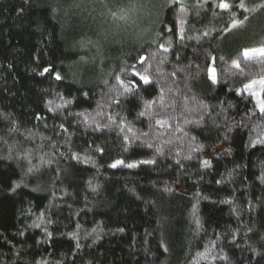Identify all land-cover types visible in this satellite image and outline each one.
<instances>
[{"label":"trees","instance_id":"obj_1","mask_svg":"<svg viewBox=\"0 0 264 264\" xmlns=\"http://www.w3.org/2000/svg\"><path fill=\"white\" fill-rule=\"evenodd\" d=\"M71 1L0 0V113L8 117L0 119V264H189L193 259L198 264H264V184L257 179L264 165V146L248 147L255 136L249 129L260 121L258 116L245 114L247 101H241L226 85L209 88L200 81L193 87V82L186 86L178 79L173 85L180 90L175 96L176 111L167 109L164 114L175 115L173 127H182L187 135L176 132L171 137L166 132L151 141L163 148L159 155L142 141H134L124 151L115 125L95 131V125L83 124L78 115L99 111L97 104L107 99L103 81L114 83L110 71L131 72L138 51L147 55L155 50L150 41L161 28L172 27L178 5L170 8L163 0L154 17L156 27L143 39L111 42L99 55L88 57L82 39L91 33V27L82 25L84 16L71 7ZM194 2L186 0L185 14L194 26L189 34L211 30L215 36V28L223 26L228 14L222 19L214 17L213 11L219 9L207 5L195 9ZM246 2L251 5L250 0ZM197 11L200 16H196ZM241 12L236 9L242 19ZM256 24L264 25V19H257ZM237 34H225L222 41L213 43H220L223 52L252 46L248 36L234 38ZM261 34L254 45L264 40V32ZM165 38L172 39L171 33H165ZM183 44L186 47H177L188 63L196 55L195 41ZM168 55L175 59L174 50ZM195 62H202V57ZM48 66L63 78L57 81L54 74L40 75ZM258 72L257 68L251 75ZM57 94L71 103L48 111V100L60 102ZM155 95V88L145 93L149 99ZM185 96L202 99L201 111L184 112ZM229 102L232 108L226 107ZM192 103L190 99L189 107ZM138 110L139 100L129 96L103 112L105 117L119 113L137 130L155 135L148 122L137 117ZM201 114L205 119L199 125L183 122L185 116L197 119ZM13 120L16 129L10 132ZM26 136L31 139L26 140ZM192 136L203 147L193 152L191 159H184ZM169 138L175 139L174 148L165 142ZM222 143L230 151L213 155L212 166L202 167L201 162ZM97 146L106 149L103 155L93 153ZM181 148V155L175 156L174 151ZM25 151L38 171L27 172V160L16 159ZM73 152L82 158L92 155L94 163L71 160ZM117 158L138 166L108 167ZM153 158L157 161L154 165L139 163ZM48 160L52 163H46ZM217 180L222 183L217 184ZM89 181L99 185L95 192ZM165 187L172 191L165 192ZM195 217L202 225L198 233ZM35 223L41 227H32ZM161 241L167 252L159 247ZM253 248L261 254L253 255ZM206 249L210 250L207 259L195 257L197 250Z\"/></svg>","mask_w":264,"mask_h":264},{"label":"snow or ice","instance_id":"obj_2","mask_svg":"<svg viewBox=\"0 0 264 264\" xmlns=\"http://www.w3.org/2000/svg\"><path fill=\"white\" fill-rule=\"evenodd\" d=\"M103 3V0H102ZM172 5H178L177 14L171 21L172 27L168 28L165 26L157 31L152 40L151 45H155L156 48L153 51L147 53V55L140 54L138 51L137 56L134 58L136 63L133 64L132 71H124L116 74L109 72V75H113L114 83H110L108 80H104L103 83L107 86L108 91L103 95L107 99L103 103L97 104V109L94 114H78L82 116V123L88 126L95 125L94 130L99 131L104 128H110L113 125L118 129L121 134L122 147L124 151H128V146L134 141H142L143 146L148 149L155 148L156 154H162L163 148L159 144H154L153 140H159L166 132L171 133V137H175L176 132H184L182 127L178 125L174 128L171 121L176 120L175 115L164 114L165 110L171 109L173 112L176 111L177 104L175 96L180 91L178 88H174L178 79H183L186 82H193L192 86L195 87L200 81H203L208 85L209 88L228 86V88L235 93L241 101H247L245 104V114L249 117H257L260 122L253 123L249 129L250 133H255V136L249 140L248 147L255 148L257 145L264 146V40L256 46H244L237 48L235 52H223L221 50L220 43H213V41H222L225 38V34H230L233 30L244 27L250 19V14H256L260 11H264V0H260L259 3L246 2V0H238V3H229L228 0H195L192 7L195 9L202 10L205 5L209 9H219V11H213L214 17H220L221 19L225 14H228V19L223 21V26L215 28L216 35L213 36L211 30H197L199 34L190 35V27L192 21L185 14L187 8L186 0H165V6L171 8ZM79 6V5H77ZM105 8H108V16L111 17L113 22L126 21L128 19V13L134 11L137 7L135 3H130L127 7L117 5L115 8H109L107 3L104 4ZM236 9H241L240 15L242 19L237 16ZM55 11V9H53ZM196 16H200V11H197ZM206 14V13H205ZM203 17H201V20ZM215 27V26H213ZM207 29V25H204ZM170 32L172 39L165 38V33ZM114 35V34H113ZM211 39H208L210 38ZM107 40L108 36H104ZM185 40H194L195 45L193 46L196 55L188 63H184V57L181 55L180 48L177 45L186 47L183 44ZM207 41V47L205 42ZM84 44L99 46V42H93L91 39L82 41ZM175 51V59L170 60V51ZM202 62H195L200 60ZM83 59V58H82ZM139 65V67H137ZM170 66L171 70H168ZM259 69L256 75H251L255 69ZM45 73L54 74V79L59 81L63 77L60 72L56 71L53 66L43 67L40 75ZM169 79L171 82H169ZM149 88H155L156 95L151 99L145 96ZM191 90V89H189ZM58 100L50 99L46 103L48 111H56L63 108L66 104L71 103L69 100H65L64 96L57 94ZM135 97L140 102V110L137 112L138 118H144L148 122V127L155 134L150 137L149 132L139 131L135 128L134 123L128 121L126 117L121 116L119 113L116 116L107 115L103 109L110 106H119L122 103V98ZM192 100V106L189 107L188 101ZM220 104H224V101H220ZM248 105H251L249 107ZM204 106V101L199 97H184L183 111L192 113L200 112L201 107ZM227 108H232L233 105L229 102L226 105ZM159 109V110H157ZM225 111V108H221V112ZM97 117L101 119L98 120ZM8 117L4 113H0V119H7ZM39 119V116H37ZM205 119L203 114L199 115L197 119H189L187 116L183 118L185 124H197ZM106 120V122H101ZM143 122V121H141ZM244 127H249L248 124H243ZM61 129H64V125H60ZM16 129V122L11 121V127L9 131ZM259 129V131H257ZM232 129L229 127L228 131ZM26 140L31 139V136H26ZM191 142L188 144V151L184 154V159H191L193 152H198L203 146L195 143L196 137L190 138ZM168 145L175 147V139L169 138L165 141ZM7 143V141H5ZM106 149L103 146H97L93 149V153L103 155ZM183 149L174 151L175 156H180ZM226 151H230L227 150ZM11 158V148L9 149ZM16 159L27 160L29 167L27 172L31 173L33 170H39L32 163L31 154L27 151L16 156ZM71 160L82 162L85 164L94 163L92 155L86 154L83 158L79 152H73L70 156ZM157 161L153 159H145L139 161L140 164L154 165ZM46 163H52L51 160ZM179 163V161H177ZM202 167L210 168L211 162L209 160H203ZM126 167L129 169L136 168L137 163L126 162L123 158H117L114 162L108 164L110 168ZM99 169H97V173ZM231 176V173H229ZM257 179L264 184V165H262L260 174ZM217 184L222 183L221 180L216 181ZM17 187L20 185L17 184ZM89 187L93 192L99 187V185H93L89 181ZM165 192H171L172 189L169 187L164 188ZM223 203H230L229 201H222ZM195 208V205H193ZM235 213L236 210L233 209ZM195 231L198 233L202 228L199 217H195ZM32 227H41L40 223H35ZM123 231V229H120ZM251 231V229H249ZM23 233H21L22 235ZM233 239H235V233H232ZM79 247V245H77ZM160 248H163L165 252L168 251L164 241H161ZM215 247V245H213ZM253 255H260L255 248L252 250ZM210 250L204 251L197 250L195 257L207 259ZM213 259L225 260L227 257L224 256H213ZM36 264H44V262L37 261ZM189 264H198V261L193 259L189 261Z\"/></svg>","mask_w":264,"mask_h":264},{"label":"rangeland","instance_id":"obj_3","mask_svg":"<svg viewBox=\"0 0 264 264\" xmlns=\"http://www.w3.org/2000/svg\"><path fill=\"white\" fill-rule=\"evenodd\" d=\"M162 1L103 0L102 3V0H72L70 3L71 7L77 8L81 16H84L82 25H90L91 27V33H88L90 36L86 35L82 40L91 39L93 42H99V46L85 45L87 51L86 56L93 57L99 55L111 42L126 44L136 41V39H143L147 36L148 32L156 27V25H153L154 17L157 15ZM250 1V3L257 2V0ZM105 3L109 5V8H115L117 5L127 7L130 3H135L137 7L134 11L128 13V19L126 21L113 22L111 17L108 16L109 9L104 7ZM259 18L264 19V11L250 14L249 22L244 27L232 31V33H238L234 38L248 36L250 38L249 43L252 42L250 45L256 46L253 41H259L261 39V33L264 32V25L256 24V20ZM104 36H108V39L105 40ZM226 149L227 145L222 143L204 160L210 161L213 155L224 153Z\"/></svg>","mask_w":264,"mask_h":264}]
</instances>
